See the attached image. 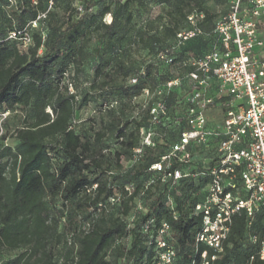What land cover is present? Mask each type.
I'll return each mask as SVG.
<instances>
[{"label":"trees","instance_id":"trees-1","mask_svg":"<svg viewBox=\"0 0 264 264\" xmlns=\"http://www.w3.org/2000/svg\"><path fill=\"white\" fill-rule=\"evenodd\" d=\"M208 1L0 0V264H155V241L142 230L150 218L152 233L161 221L169 223L173 264H264V205L258 204L252 215L244 209L235 213L217 252L195 240L201 216L193 213V206L209 177L190 175L174 184L149 182L154 174L150 165L184 127L174 118L186 106L187 80L148 102L150 106L163 99L167 113L158 124H176L167 148L153 141L152 146H141L131 166L119 163L122 155L131 161L141 145L138 130L153 123L148 107H140L141 116L130 130L129 121L117 115L123 105L141 97L144 88L164 85L171 77L158 72L162 66L188 77L193 67L183 61L190 54L208 52L217 42L215 21L227 12L230 0H212L224 6L218 14L207 7ZM153 6L165 11L149 18ZM93 7L97 10L89 13ZM193 11L203 14L202 33L172 50L173 63L158 60L161 49L176 43V34L187 27V15ZM106 14L111 16L107 23L102 20ZM142 18L143 24H138ZM132 47L147 50L152 59L136 66ZM90 57L96 60L93 80L82 93L73 91L69 87L83 76ZM107 67L115 77H127V83L114 79L109 84ZM131 77L137 82L130 83ZM106 94L120 99L108 108L110 119H101L97 127L77 128V111L91 101H104ZM109 137L117 142L113 151H106ZM214 145L208 151V144L195 147L191 173L213 164ZM168 196L176 219L166 204ZM53 241L64 248L60 263L53 256ZM14 251L18 253L4 257Z\"/></svg>","mask_w":264,"mask_h":264},{"label":"built area","instance_id":"built-area-1","mask_svg":"<svg viewBox=\"0 0 264 264\" xmlns=\"http://www.w3.org/2000/svg\"><path fill=\"white\" fill-rule=\"evenodd\" d=\"M262 14L264 0H230L227 12L215 21L213 32L217 42L211 50L200 56L190 54L183 61V65L193 67L188 77H171L151 92L144 88L141 95V108L148 107L151 121L158 123L167 113L166 102L159 99L149 106V100L187 80L190 92L186 106L174 118L175 123L183 122L184 127L169 149L150 165L149 170L155 175L149 182L159 179L174 184L190 175L209 177L201 199L193 206V213L201 216L195 240L217 252L222 250L232 216L241 209L252 215L258 204L264 205V32L259 29ZM202 19L201 12L187 15V27L176 34L174 45L158 52L157 59L165 64L173 63L172 50L184 47L189 38L202 33ZM129 82L136 83L137 77H131ZM214 106L220 107L222 112L218 127H212L207 119L208 111ZM140 131L141 145L134 149L132 162L140 156L141 146L154 144L150 132L145 133L142 128ZM210 138L215 140L213 164L191 173L195 147L207 145ZM126 188L130 190V186ZM166 204L176 219L171 196ZM153 222V218L148 219L142 230L148 233V239L155 241V264H173L175 250L167 240L172 238L170 225L161 221L152 233ZM201 256L205 258L206 251H202ZM261 257L264 258V243Z\"/></svg>","mask_w":264,"mask_h":264},{"label":"rangeland","instance_id":"rangeland-1","mask_svg":"<svg viewBox=\"0 0 264 264\" xmlns=\"http://www.w3.org/2000/svg\"><path fill=\"white\" fill-rule=\"evenodd\" d=\"M207 7L212 12L217 13V14L220 13L224 9V6L222 4L213 2L212 0H209L207 2ZM96 10H97V7H93L89 10V13L95 12ZM163 11L165 10L162 8V6H153L147 15L149 18H154L158 13L163 12ZM57 12L59 13V15L64 14V11L62 10H57ZM110 19H111V16L109 14H106L102 18V20L106 23ZM144 19L146 18H142L141 20H138L137 23L143 24ZM261 21L262 22L259 25V29L262 32H264V14L261 15ZM95 45H96V41L93 42L92 47H94ZM130 54L136 66L143 64V62L145 63V62L150 61L153 57L152 54L148 52L147 50H144L141 48H135V47L131 48ZM95 61L96 60L94 57L88 58L83 68V76L74 79V83L77 86V88L75 87V85H73L69 87L70 89H72L73 91L77 90L80 93L84 91V89L89 85V82L93 80V67L95 65ZM174 69H175L174 67L162 66L158 68V72L161 75H168L170 77H179L178 73ZM104 72L109 73V76L108 74L106 75V79L107 81H109L108 82L109 84L113 83L114 79L117 82L127 83V77L126 78L115 77L116 75L113 72V69L109 67H107L104 70ZM100 78L101 77L97 78V81H99ZM150 92H151V89H150ZM106 95L108 96L106 97L104 101L102 102L100 100H97L96 102L91 101L90 103L87 104V106L77 111L75 119H74V123L77 128L79 126H89V125H94L95 127H97V125L100 124L101 119H103L105 122H107L110 119V114H107V110L108 108L116 107V105H118V103L120 102V99L116 97L115 95H109V94H106ZM158 100L159 99H155L154 102ZM142 101H143V97L141 96V97H138L137 99L129 101L128 103L126 102V104L123 105L122 107V111H120L119 114H117L118 112H116V114L120 117L122 122H124L125 120L129 121L130 130L135 129V123L133 122V120L139 119L141 116L140 107H141ZM100 102L102 103V105L100 106V109H99L98 106L100 105ZM221 118H222V112H221V108L218 106L212 107L207 113L208 122L212 127H218V125L220 124ZM175 127H176V124L174 123L167 125L165 126V128H163L158 123L150 122L145 127L142 126V129L145 133L150 132L151 138L155 142V144L160 145L163 149H166L167 145L172 141L171 132L172 130L176 129ZM140 129L138 130V140L141 139ZM107 143H108V147L106 151H113V149L117 146V142L113 137H109L107 140ZM214 143L215 141L211 139V141L208 142L207 148L205 147L206 151H208L210 147L214 145ZM198 156H200V153L198 154ZM111 161H112V165L115 166L116 164L115 160L111 159ZM119 163L123 166V168L129 167L133 164L132 161L125 159L123 155L120 156ZM131 189L132 187H130V190ZM169 189H170V186H169ZM160 191L161 190H156L155 192L160 193ZM52 243L53 244H51V247L53 251V256L54 258L58 259L60 263L62 261L60 252L61 253L63 252V249H64L62 247L63 245L61 243L58 244L55 241H53ZM17 253L18 251H14L11 253L10 252L4 253V257L12 256ZM66 264H68V261H66Z\"/></svg>","mask_w":264,"mask_h":264},{"label":"water","instance_id":"water-1","mask_svg":"<svg viewBox=\"0 0 264 264\" xmlns=\"http://www.w3.org/2000/svg\"><path fill=\"white\" fill-rule=\"evenodd\" d=\"M263 61H264V58H263Z\"/></svg>","mask_w":264,"mask_h":264},{"label":"flooded vegetation","instance_id":"flooded-vegetation-1","mask_svg":"<svg viewBox=\"0 0 264 264\" xmlns=\"http://www.w3.org/2000/svg\"><path fill=\"white\" fill-rule=\"evenodd\" d=\"M263 58H264V56H263Z\"/></svg>","mask_w":264,"mask_h":264}]
</instances>
